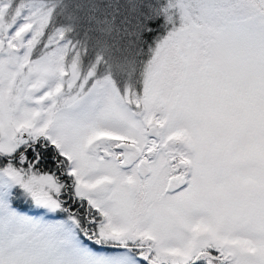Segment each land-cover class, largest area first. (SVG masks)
<instances>
[{
  "label": "snow or ice",
  "instance_id": "obj_1",
  "mask_svg": "<svg viewBox=\"0 0 264 264\" xmlns=\"http://www.w3.org/2000/svg\"><path fill=\"white\" fill-rule=\"evenodd\" d=\"M0 264H264V0H0Z\"/></svg>",
  "mask_w": 264,
  "mask_h": 264
}]
</instances>
